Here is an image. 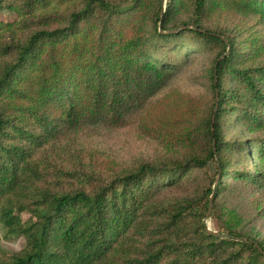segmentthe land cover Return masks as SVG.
<instances>
[{
  "label": "trees",
  "instance_id": "1",
  "mask_svg": "<svg viewBox=\"0 0 264 264\" xmlns=\"http://www.w3.org/2000/svg\"><path fill=\"white\" fill-rule=\"evenodd\" d=\"M48 1L25 0L23 9ZM174 1L164 14V0L135 1L134 11L155 7L150 35L124 36L128 9L87 0L68 27L0 43V225L7 239L25 240L18 252L0 249V264H264V245L240 230L208 232L211 188L199 198L159 196L213 160L219 172L229 169L222 129L233 114L264 133V38L205 28L207 0H193L192 20L171 33ZM245 1L264 13V0ZM204 45L219 53L208 72L211 106L186 132L193 154L106 172L93 156L51 146L83 121L123 127L186 51ZM257 152L264 160V139Z\"/></svg>",
  "mask_w": 264,
  "mask_h": 264
},
{
  "label": "rangeland",
  "instance_id": "2",
  "mask_svg": "<svg viewBox=\"0 0 264 264\" xmlns=\"http://www.w3.org/2000/svg\"><path fill=\"white\" fill-rule=\"evenodd\" d=\"M24 1L1 0L0 43L24 42L38 30L68 27L67 16L81 10L87 0H49L47 5L34 6L30 14L23 9ZM112 1L129 10L127 21L130 23L122 33L124 36L154 33L155 7L149 4L134 11L136 0ZM170 2L173 0H164L163 14ZM174 3L176 12L168 28L176 32L192 20L193 0ZM207 5L209 15L205 28L246 32L245 35L256 33L264 38V13L250 8L245 0H207ZM46 16L54 18L52 25L42 21ZM218 53V49L205 45L186 51L181 65L161 77L152 95L128 112L123 127L83 121L74 130H62L51 146L80 154L87 160L93 156L96 167L106 172L131 170L142 163L168 158H186L198 150L196 144L188 141L186 132L198 115L211 106L213 93L208 72ZM232 84L228 81L227 86ZM236 114L224 122L222 129L224 140L230 144L222 153L229 169L219 172V159L213 160L206 167L192 169L178 183L162 188L159 196L199 198L211 188L217 196L210 217L205 219L207 227L213 232H226L222 225H228L264 245V160L258 158L257 152L264 133L245 126ZM221 181L223 186L217 191V183ZM5 235V228L0 225V249L14 253L25 246L23 238L7 239Z\"/></svg>",
  "mask_w": 264,
  "mask_h": 264
},
{
  "label": "water",
  "instance_id": "3",
  "mask_svg": "<svg viewBox=\"0 0 264 264\" xmlns=\"http://www.w3.org/2000/svg\"><path fill=\"white\" fill-rule=\"evenodd\" d=\"M171 33H175V31H173V32H171ZM218 102H219V94H217V105H218ZM217 107H218V106H217ZM217 107H216L215 111L217 110ZM214 124H215V116L213 117V129H212L213 133H214ZM214 147H215V142H214ZM212 207H213V198H212V200H211V202H210V205H209L208 217H210V214H211V212H212ZM208 232H209L210 234H213V235H216V236H219V235H220L218 232H213V231H211L209 228H208ZM257 247H258L259 250L264 254V251L262 250V248H260L259 245H257Z\"/></svg>",
  "mask_w": 264,
  "mask_h": 264
}]
</instances>
